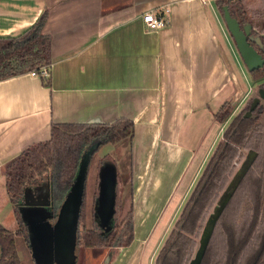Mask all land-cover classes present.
I'll return each mask as SVG.
<instances>
[{
    "label": "crops",
    "instance_id": "obj_1",
    "mask_svg": "<svg viewBox=\"0 0 264 264\" xmlns=\"http://www.w3.org/2000/svg\"><path fill=\"white\" fill-rule=\"evenodd\" d=\"M209 3L0 0V38L20 36L45 14L40 31L50 36L51 58L48 86L28 73L0 79V224L5 229L18 227L4 185L5 163L48 140L52 124L124 119L132 124V138L118 146L106 143L92 156L99 159L93 221L99 230L112 226L120 204L115 154L129 152L133 239L108 264H140L159 249L221 139L224 124L214 113L225 99L236 105L243 92L226 97L229 68ZM147 11L164 12L167 24L146 28L141 16ZM111 177L114 197L106 221L96 210L99 191Z\"/></svg>",
    "mask_w": 264,
    "mask_h": 264
},
{
    "label": "trees",
    "instance_id": "obj_2",
    "mask_svg": "<svg viewBox=\"0 0 264 264\" xmlns=\"http://www.w3.org/2000/svg\"><path fill=\"white\" fill-rule=\"evenodd\" d=\"M214 2L221 16L222 7L226 6L240 28L249 24L250 33L259 35L264 48V0L258 1L259 10L256 12L248 7L255 5L253 0ZM45 17L42 15L35 25L18 37L0 38V79L32 71L39 74L45 68L48 75L39 78L44 85H49L50 36L40 31ZM250 44L256 48L252 42ZM249 75L254 81L263 79L264 64ZM230 105L228 101L224 102L213 115L218 123L227 122L221 139L159 247L154 264H188L203 221L234 171L233 160L243 157L242 150L253 151L254 157L219 215L199 264H264V125L259 121L258 110L256 115L244 117L243 109L230 117ZM125 137L132 138V124L124 119L111 124H52L48 140L28 146L4 164V185L18 227L11 232L0 224V264H20L15 236L26 228L19 211L25 193L46 183L50 212L56 214L76 177L83 153L92 147L89 164L92 155L102 145ZM84 200L85 181L77 216L76 244L114 247L103 263L108 264L117 247L131 242L132 222L121 223V226L113 222L104 233L99 229L80 227L84 218Z\"/></svg>",
    "mask_w": 264,
    "mask_h": 264
},
{
    "label": "water",
    "instance_id": "obj_3",
    "mask_svg": "<svg viewBox=\"0 0 264 264\" xmlns=\"http://www.w3.org/2000/svg\"><path fill=\"white\" fill-rule=\"evenodd\" d=\"M222 17L225 28L231 35L235 48L246 66L247 71L261 68L264 60L261 55L249 44V40L251 39L249 36L251 26L246 24L241 29L236 19L230 16L226 6L222 7ZM255 39L258 40L257 37ZM260 99L264 100V88H259L257 90V96L253 97L251 106L249 110L245 112L244 116H249L251 109L259 102ZM91 150L92 147L83 153L76 177L59 207L54 223L50 224V222H48V219L44 216V210L41 208H37L38 211H31V214L33 215L32 219L28 218V221H26L27 225H25L28 229V236L32 241L30 244L31 254L32 257L35 258L37 264H74L75 262L77 216L84 188L85 172L87 170ZM253 157L254 152L247 151L245 157L237 168L238 177L236 181L230 185H228V182L226 183L214 208L212 209V212L207 216L204 222L199 235L198 245H196L193 257L189 260L188 264L200 263L212 234L214 225L241 177L251 164ZM105 183V187L101 188L99 191L100 194L98 199L100 200V208L96 210V214L101 219L105 218L106 221H109L112 214L114 197L112 190L114 182L112 177ZM19 211L21 212V209H19ZM36 216L37 219L34 220ZM21 218L23 222H25L24 215H22ZM108 227L109 226L106 227L107 230L110 229V227ZM57 228L60 231H58L56 235H53V231H55L54 229Z\"/></svg>",
    "mask_w": 264,
    "mask_h": 264
},
{
    "label": "rangeland",
    "instance_id": "obj_4",
    "mask_svg": "<svg viewBox=\"0 0 264 264\" xmlns=\"http://www.w3.org/2000/svg\"><path fill=\"white\" fill-rule=\"evenodd\" d=\"M209 1V0H208ZM252 1V0H251ZM255 5L248 6L250 10L253 12H256L259 10L258 8V1L259 0H253ZM210 6L213 8L214 12V19L215 24L217 26V32L220 37L221 45L223 48V56L225 59V62L229 68V79L230 81L227 84V91H226V97H232V93H236L237 90L242 89L243 92L241 94L240 100H238L237 104L235 105H230L231 106V116H233L238 108V105L243 103L246 97L251 93H253V97L257 96V88H256V83L254 80L249 76L248 72L246 71L238 53L235 48V44L233 42V39L229 36L228 31L225 28L224 25V20L222 16L220 15L218 9L215 6L214 0H210ZM259 33V32H258ZM261 34V33H259ZM254 37H259L258 35L252 34ZM254 90V91H253ZM237 95V94H236ZM228 100H224L222 103H220V106ZM240 102V103H239ZM235 106L237 107L235 110ZM229 117V118H230ZM227 123V122H226ZM226 123H223L224 125ZM225 127V126H224ZM129 137H125L123 139H120L119 141L114 144L115 146H118V144L122 143L123 141H127ZM243 152V157L241 159H235L232 162L233 166V172L228 178L227 182L229 183L228 185L234 183L238 177L237 174V168L239 167L240 163L242 162L243 158L245 157L246 151L242 150ZM119 153V155H118ZM113 155V154H112ZM93 156V155H92ZM116 160L118 161V166H119V183L120 187L118 188L119 194L118 198H120V204L118 206V209L116 208V211L114 212V224L121 226V223H126L127 221L132 222V210H130L129 206V182L131 178V160L129 159V152L122 154L120 152H116L115 154ZM91 162L88 166L87 169V179L85 182V200H84V212L83 216L84 218L80 222V227L84 226L85 229H98L95 222L93 221V215L95 214L93 210V201L95 198V193L97 190V168H98V161L99 159H96V157L91 158ZM226 182V183H227ZM225 183V185H226ZM224 185V187H225ZM223 187V189H224ZM223 189L219 192L217 195L215 201L213 202V205L211 206L210 210L208 211L203 224L201 226V229L204 225V222L207 218V216L212 212V209L214 208L217 199ZM47 184L46 183H41L38 186L28 190L25 195L23 200L21 201L19 205V209H21V216L24 215V220L25 224L26 221H28V218L32 219V214L31 211H38L37 208L43 209L44 216L48 219L49 222L51 220L55 219V216L50 212L49 204L46 200L47 197ZM37 219V216L34 218V220ZM27 225V224H26ZM53 235H56L58 231H60L58 228L54 229ZM100 230L104 233L107 231V228L100 226ZM18 235L15 236V246H16V251L20 260V264H37L34 257H32V254H30V244H31V239L29 238L28 234V229L25 228L24 230H20ZM201 232V231H200ZM132 239H133V228H132ZM198 239L197 245H198ZM124 240V239H123ZM132 241V240H131ZM131 243V242H130ZM121 245L115 249L114 256L116 254L118 255L122 249L128 247L130 245ZM75 262L74 264H103L107 260V256L110 253L111 250L114 249V247H85L81 244H76L75 245ZM161 246V245H160ZM159 247V246H158ZM158 250V248H157ZM157 250L154 252V250L150 253L148 258H141L140 259V264H154V257L157 252ZM154 253V254H153ZM194 254V253H193ZM193 257V255H192ZM190 257L189 260L192 259ZM34 258V259H33ZM106 258V259H105ZM113 259V258H112ZM189 263V261H188ZM44 264V263H43ZM47 264V263H45Z\"/></svg>",
    "mask_w": 264,
    "mask_h": 264
},
{
    "label": "flooded vegetation",
    "instance_id": "obj_5",
    "mask_svg": "<svg viewBox=\"0 0 264 264\" xmlns=\"http://www.w3.org/2000/svg\"><path fill=\"white\" fill-rule=\"evenodd\" d=\"M223 18V17H222ZM243 28V27H242ZM241 28V29H242ZM250 29H251V27H250ZM252 34H254V33H252ZM250 32H249V36L251 37V39L249 40V44H250V42H252L255 46H256V48L252 45V44H250L260 55H261V57L263 58V60H264V56H263V54H264V48H263V45H262V43H260L261 41H260V38L259 37H257V39L258 40H256L255 38L256 37H254L253 35H252ZM229 36L231 37V35L229 34ZM259 36V35H258ZM232 38V37H231ZM260 43V45H259V43ZM238 53V52H237ZM239 55V54H238ZM240 57V56H239ZM241 59V58H240ZM241 61H242V59H241ZM242 63H243V61H242ZM264 64V63H263ZM243 65H244V63H243ZM263 66V65H262ZM244 67H245V69H246V71H247V68H246V66L244 65ZM253 71V70H252ZM248 72V74H249V72H251V71H247ZM250 76V75H249ZM256 84V88H257V90L259 89V88H264V85H263V83H264V78L263 79H261V80H258V81H254ZM254 91V90H253ZM252 101H253V93L251 94H249L247 97H246V99L244 100V104H243V106H242V108L237 112V113H239L241 110H243V109H245V111H244V113H243V116H244V114H245V112H247L248 110H249V108H250V106H251V103H252ZM259 111L260 112V115H259V121H260V123L262 124V125H264V100H262V99H260L259 100V102L251 109V111H250V113H249V116H251V115H254L255 113H256V111ZM237 113H235V114H237ZM234 114V115H235ZM256 115V114H255ZM244 117H248V116H244ZM221 136H222V134H221ZM244 151V150H243ZM243 153V152H242ZM246 153H247V151H246ZM246 155V154H245ZM100 231H102V230H100Z\"/></svg>",
    "mask_w": 264,
    "mask_h": 264
},
{
    "label": "built area",
    "instance_id": "obj_6",
    "mask_svg": "<svg viewBox=\"0 0 264 264\" xmlns=\"http://www.w3.org/2000/svg\"><path fill=\"white\" fill-rule=\"evenodd\" d=\"M164 11L166 12L167 9H164ZM164 13V12H163ZM163 13H154L153 11H147L145 13L142 14L141 16V20L143 22V24L145 25L146 28L150 29V30H156L159 28H162L163 26H165L167 24V18H165L163 16ZM28 74H30L31 76H47L48 72L45 68H42L38 73L32 71V72H28Z\"/></svg>",
    "mask_w": 264,
    "mask_h": 264
}]
</instances>
